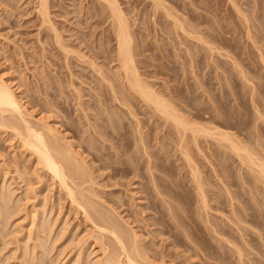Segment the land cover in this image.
<instances>
[{
	"label": "rangeland",
	"instance_id": "1",
	"mask_svg": "<svg viewBox=\"0 0 264 264\" xmlns=\"http://www.w3.org/2000/svg\"><path fill=\"white\" fill-rule=\"evenodd\" d=\"M92 1L49 0L50 19L44 20L38 12L39 0H0V79L17 93L25 116L34 126L58 128L55 130L64 138L62 141L72 142L74 149L86 158L85 164L91 173L83 185L75 188L76 192L80 193L82 189L81 194L85 193L81 197L84 199L90 195L91 202H100L101 207L106 206L110 210L112 206L116 208L118 215L121 213L120 216L136 229L138 243L151 258L154 256L152 259L157 260V264L161 260L168 264H264V234H260L264 233L263 182L256 179L249 166L241 164L228 143H220L209 134L206 137L202 134L198 137V145L188 131L187 137L192 139L190 143L186 137L189 143L185 148L190 147H187L188 151L179 147L178 130L168 124L165 126L159 116H153L149 107L142 106V101L138 102L139 98H132L127 91L126 94L132 96L129 100L123 91L127 102L116 101L105 78L108 74L111 79L114 76L118 79L115 72L119 65L115 50L117 40L111 27L107 29L109 20L105 21ZM119 1L130 17L136 41L134 47L138 43L135 52L139 53L135 58L144 78L151 77L152 80L148 81L152 85L156 83L154 88L163 94L171 88L169 91L174 97L170 96L177 101L167 92L165 94L188 117L198 115L194 119L201 121L202 125L210 124L206 126H219L218 129L235 132L244 145L255 149L258 157L263 154L260 157L264 159V117L258 116L260 111L259 115L264 113V61L261 60L264 58L259 54L264 50L259 51L260 58L257 54L260 47L264 49V0L255 3L254 0H241L244 5L237 1L241 8L248 9V14L251 11L249 17L244 10L247 19L243 18L245 23L249 18L251 23H256L251 28L248 22L250 32L252 30L255 36L243 29L240 17L244 11L240 15L227 0H164V3L173 2L169 4L178 11L174 12L176 15L179 11L186 14L190 10L186 16L181 13L188 21L193 20L188 24L185 18L187 25L195 30L200 25L198 29L204 31H199V34L207 33L200 37L187 28L194 38L197 35L204 38L207 45L218 41L215 47L209 44V47H214L213 51H207L205 45L207 52L203 42H197L199 37L193 39L184 31L182 33L185 34L176 32L179 27L174 28V22L160 7L154 11L152 0ZM257 2L262 7L256 5ZM213 5L218 6L215 8ZM169 8L172 9L171 6ZM167 18L173 24L165 20ZM169 24L170 29L167 27ZM54 29L59 32L57 35L62 38L63 42H60L65 49L56 42ZM247 33L252 40L248 39L250 35ZM189 48L193 52H187ZM226 52L230 53L229 57ZM188 53L190 56L193 54L192 57ZM242 67L245 68L241 71ZM116 78L113 81L119 87L121 84ZM253 96L255 101L252 102ZM260 100L262 104H259ZM128 104L134 106L131 108L138 114L136 119H140L139 125L143 129H139L143 133L137 128L139 121L132 117ZM204 113H208L207 116ZM6 115L16 117V114ZM15 133L12 128L0 124V191L4 185L6 190L3 192H9L10 205L17 209L8 221L0 217V264H98L102 259L104 264H108L103 258L106 254V243L103 242L108 241L107 234H102L101 240L98 236L101 231L86 219L83 209L71 201L69 193L61 188L57 179L46 170L42 174L35 170L34 160L23 152L21 140ZM143 148L149 151H143ZM185 150L192 154H189L192 159L194 157L192 161L195 160L194 165L197 162L198 171H202L200 176L203 175V187L211 207L208 221L191 175L192 167L183 155ZM149 162L153 166L152 171L147 168ZM78 178L72 179L79 181L81 177ZM226 190L233 193V202ZM233 204L237 214L233 212ZM114 210L111 211L114 213ZM117 213H114L115 217ZM41 220L47 221L48 232H40L43 231L39 226ZM241 233L245 236L242 237ZM39 243L44 247L47 245L46 253ZM238 247L242 250L243 262L239 258Z\"/></svg>",
	"mask_w": 264,
	"mask_h": 264
},
{
	"label": "bare ground",
	"instance_id": "2",
	"mask_svg": "<svg viewBox=\"0 0 264 264\" xmlns=\"http://www.w3.org/2000/svg\"><path fill=\"white\" fill-rule=\"evenodd\" d=\"M170 1V0H169ZM221 1V0H220ZM226 1V0H225ZM227 1H229V3L231 2L232 3V5L233 6H235L236 8H234L233 6H231L233 9H235V11L236 12H238L239 11V14H240V12H241V14L243 13V11L246 9V8H241V6L242 5H244V2L243 1H241V3L243 2V4L241 5L240 3H238L237 1L238 0H227ZM239 1V2H240ZM247 1V0H246ZM255 1H257V0H254L253 1V3H255ZM152 2H153V6H154V11H157V9L160 7L161 9H163V13H164V11H165V13L164 14H166V15H163V16H166V17H170V19L174 22V28L175 29H177L178 27V30L176 31V32H178L179 33V31L181 32V34H185V33H182V31H184V32H186V33H188L189 32V30L191 29L192 31H194V32H192V33H194V35H196V34H198L200 37H201V35L199 34V31H201V33H202V31H204V30H199L198 28L200 27V25H198L199 27H197V29H198V33L197 32H195L196 30L193 28V27H191L190 28V26L189 25H187V22H186V20H187V18L186 17H184V16H186V14L188 13V11H189V13H191L190 12V10H188L187 11V13L185 14V12H181V13H184L183 15L184 16H182V14L180 13V11H179V15L177 14H174V12L175 13H178V11L176 12V11H174V10H176L175 9V7L174 6H172V5H170L169 3H171V2H168L167 1V3L172 7V9L171 8H169L166 4L167 3H164V0L162 1V0H152ZM258 2H259V0H258ZM258 2L256 3V5H259L258 4ZM173 3V2H172ZM216 3V2H215ZM218 3V2H217ZM221 3V2H220ZM228 3V2H227ZM250 3H251V1L249 2V5H250ZM263 3V2H262ZM93 4H96V6H98V8H97V11L99 12V14H101V16L103 15V18L105 19V21H107V20H109V27L107 28V29H109L110 27H111V31L113 32V35H115V39L117 40V48L115 49L116 50V60L118 61V63L117 64H119L118 65V69L115 71L116 72V75H117V77H118V79L114 76V79H111V76L110 77H108L107 75H106V78L105 77H103V78H105V81H107V84L109 83V87H110V89L109 90H111L110 92H112V94L114 95V97H115V99H117L116 101H118V100H120L121 101V103H122V101H123V104H124V102L126 101H124V92H125V94L127 93V91L129 92V94H131L132 96H129L128 94H126V95H128L127 97H129V100H130V97H132V98H139L140 99V101H138V102H143V105L142 106H146V107H149L150 109H151V111L153 112V116H154V114H156L157 116H159V118L160 119H162V121L164 122V125L165 124H168V126H173L174 127V129L176 130H178L177 132L179 133H177L178 134V136H180V137H178V138H180V140H181V142L179 143V147H183L184 149H186V150H188L189 151V149L188 148H190V147H186L185 148V145L186 144H188L189 142L191 143L192 141H190V140H192V139H188V137L187 136H189L188 135V133L189 132H191V133H189L190 134V137H192L194 140H196V142H197V140H198V137H199V135H201L202 136V134L206 137L207 135L206 134H209V136H212V137H214L215 139H217L220 143L221 142H223V143H228V145H229V148L231 149V151L233 152H235V154H237L238 155V158H240V162H241V164H246L247 166H249L248 168L250 169V170H252V172H254V174H255V177H256V179H258L259 181L261 180L262 182H263V184H264V159L263 158H261L262 157V153H260V154H262V155H260L259 157L257 156L258 155V153H257V155H255V149L254 150H252V149H249V147L247 146V145H244V141H243V143L241 142V138L239 137V136H237V134L235 133V132H233L232 133V131H228V130H225V129H223V128H221V129H223V130H221V129H218V127H213V128H209V126L207 127L206 125H210V124H206V125H202V122L200 121V123L199 122H197V120H195L194 119V117L195 116H198V115H193L192 114V118L194 119H192V118H190V117H188L186 114H184L183 112H182V109L179 107V105H177L175 102L177 101V99L175 100V99H173V95L171 94V92L169 91V89H171V88H169V89H167L168 91H164V94H163V92H159L158 90V88L157 87H155L154 88V86L156 85V83H155V85L153 86L152 85V83H150L148 80H152L151 79V77H148V78H150V79H148L147 77V80L144 78L145 76H143V71H141V70H139V67H140V65L138 66V63H139V61H137L136 59L137 58H135V56H137V53H139V52H135V51H137V48L135 49V47H137V45H138V43H137V45L134 47V42H136L135 40H134V37H133V33H132V28H131V26H130V23H129V18H128V13L126 14V11H125V9H123L122 8V6H121V2L119 1V0H93L92 1V5ZM183 4H184V2H183ZM188 4V3H187ZM192 4H193V2H192ZM219 4V3H218ZM241 6H240V5ZM152 5V4H151ZM222 5V4H221ZM50 6V3H49V0H39V13L43 16V18H44V20H49L50 18H49V14H50V12H49V7ZM94 6V5H93ZM176 6V5H175ZM183 6V5H182ZM214 6V5H213ZM212 6V7H213ZM218 6V5H217ZM216 6V7H217ZM247 6V5H246ZM251 6V5H250ZM253 6V5H252ZM259 6H261L262 7V4L261 5H259ZM264 6V5H263ZM174 7V8H173ZM211 7V8H212ZM215 7V6H214ZM215 7V8H216ZM256 7V6H255ZM255 7H253V9L255 8ZM159 8V9H160ZM177 8V7H176ZM182 8V7H181ZM184 8H186V7H184ZM189 8V7H188ZM188 8H186V9H188ZM210 8V9H211ZM220 8V7H219ZM225 8H227V6H225ZM249 8V7H248ZM178 9H179V7H178ZM177 9V10H178ZM228 9H229V7H228ZM232 9V10H233ZM251 9V8H250ZM260 9V8H259ZM258 9V10H259ZM181 10H183V9H181ZM225 10V9H224ZM230 10V9H229ZM231 10V11H232ZM185 11V10H184ZM215 11H217V9L216 10H214V12ZM219 11V10H218ZM246 12L248 11V9L247 10H245ZM245 11H244V13L242 14V16L240 17V19H241V21H242V23H244V24H247L248 25V22L251 20V18H249L250 17V13H251V11H249V14H248V12H247V16H249L248 18H249V21L248 20H246V22L247 23H245L244 21H245V19H247V16L245 15ZM254 11V10H253ZM252 11V12H253ZM256 11V10H255ZM262 11V10H261ZM211 12H212V9H211ZM228 12H230V11H228ZM155 13V12H154ZM226 13V12H225ZM231 13V12H230ZM254 13V12H253ZM252 13V14H253ZM236 14V13H235ZM238 14V13H237ZM240 14V15H241ZM255 14V13H254ZM258 14V13H257ZM128 15V16H127ZM195 15V14H194ZM198 15V14H197ZM215 16H217L216 14H214ZM227 15V14H226ZM231 15V14H230ZM230 15H228V16H230ZM239 15V16H240ZM244 15V16H243ZM262 15V14H261ZM260 15V16H261ZM181 16V17H180ZM188 16V15H187ZM189 16H190V14H189ZM188 16V17H189ZM193 16V15H192ZM231 16H233V14L231 15ZM263 16V15H262ZM155 17H156V13H155ZM165 17V18H166ZM173 19H172V18ZM199 17V16H198ZM201 17V16H200ZM235 17V16H234ZM243 17H245V19L243 18ZM258 17V16H257ZM168 18L167 19H165V20H168ZM185 18H186V20H185ZM229 18V17H228ZM232 18V17H231ZM236 18V17H235ZM239 18V17H238ZM243 18V19H242ZM263 18V17H262ZM158 19V18H157ZM170 19L168 20V21H170ZM192 19V18H191ZM230 19V18H229ZM233 19V18H232ZM239 19V20H240ZM198 20V19H197ZM200 20V19H199ZM220 20V19H219ZM238 20V19H237ZM236 20V21H237ZM188 21V20H187ZM193 21V20H192ZM191 21V22H192ZM215 21H217V20H215ZM214 21V22H215ZM222 21V20H221ZM235 21V20H234ZM252 21V20H251ZM251 21H250V23H251ZM264 21V20H263ZM157 22V21H156ZM171 22V21H170ZM169 22V23H170ZM173 22H171L172 24H173ZM190 21H188V24H190L189 23ZM194 22H196L195 20H194ZM219 22V21H218ZM232 22V21H231ZM221 23V22H220ZM228 23H229V21H228ZM236 23V22H235ZM240 23V22H239ZM192 24V23H191ZM199 24H201V22L199 21ZM222 24H223V22H222ZM221 24V25H222ZM241 24V23H240ZM242 25L241 27L244 29V30H247L248 31V33H251V34H253L254 35V33H252L253 31L251 30V32H250V29L252 28V27H255V24L256 23H251V28L249 27V25L247 26V25ZM171 24H169L167 27L169 28V26H170ZM194 25H195V23H194ZM217 25V24H216ZM226 26L228 25V24H225ZM230 25H231V23H230ZM234 25V24H233ZM232 25V26H233ZM238 25V24H237ZM252 25H254V26H252ZM263 25H264V23H263ZM189 26V27H188ZM193 26V25H192ZM196 26V25H195ZM215 26V25H214ZM214 26L212 27V28H214ZM217 26H219V25H217ZM246 26H247V29H245L246 28ZM177 27V28H176ZM220 27V26H219ZM234 27V26H233ZM236 27V26H235ZM257 27V26H256ZM187 28H189V30H187ZM221 28V27H220ZM236 28H238V27H236ZM258 28V27H257ZM170 29V28H169ZM173 29V28H172ZM203 29V28H202ZM217 29V28H216ZM224 29V28H223ZM223 29H222V31H223ZM55 30V29H54ZM190 30V31H191ZM226 30V29H225ZM218 31H219V29H218ZM222 31H221V33H222ZM246 31V32H247ZM174 32H175V30H174ZM175 32V33H176ZM227 32H228V30H227ZM243 32V31H242ZM55 35H56V38H57V40H56V42H58V43H61L60 41H62V38L61 37H59L60 35H57L58 33L56 32V30H55ZM196 33V34H195ZM214 33V32H213ZM212 32H211V34H213ZM216 33V32H215ZM247 33V34H248ZM180 34V35H181ZM190 36H192L193 37V39H195V38H197V37H199L198 35L197 36H195V38H194V35L192 34L191 35V33H188ZM188 34H186V35H188ZM205 35H207V33H204ZM209 34V33H208ZM256 34V33H255ZM178 36H179V34H177ZM205 35H202L203 37L205 36ZM210 35V34H209ZM217 35V34H216ZM218 35H219V33H218ZM221 36H222V34H220ZM250 34H248V36H249ZM252 35V36H253ZM182 36V35H181ZM184 36V35H183ZM189 36V37H190ZM221 36H220V39H221ZM255 36V35H254ZM191 37V38H192ZM199 37V38H200ZM212 37V36H211ZM210 37V38H211ZM214 37H215V35H214ZM185 38V37H184ZM208 38H209V36H208ZM226 38V37H225ZM231 38V37H230ZM237 38V37H236ZM252 37H251V35H250V38L248 37V39H250V40H252L251 39ZM255 40H256V37H253ZM61 39V40H60ZM204 39V38H203ZM203 39H198L197 38V42H198V40L200 41V42H203ZM212 39H215V38H212ZM205 40H209V39H207V38H205ZM211 40V39H210ZM226 40V39H225ZM232 40H233V38H232ZM235 40V39H234ZM213 41V40H212ZM238 41V40H237ZM257 41V40H256ZM63 42V41H62ZM142 42V41H141ZM204 42H207L208 43V41H204ZM203 42V44L204 45H202V46H204V49H205V45H207V44H205ZM216 42H218L217 40H215L214 41V43L216 44ZM222 41H220V43H221ZM255 41H253V43H254ZM212 42H209V44H211ZM234 43V42H233ZM257 43V42H256ZM259 43V42H258ZM257 43V44H258ZM201 44V43H200ZM209 44L207 45V47H206V49H207V51L208 50H210V51H213V49H214V45L213 44H211V45H213L212 47H209ZM222 44V43H221ZM228 44V43H227ZM231 44V43H230ZM235 44H237V43H235ZM255 44V43H254ZM61 46H62V48L63 49H65L64 47H65V45H63L62 43L60 44ZM59 45V46H60ZM140 45V44H139ZM210 45V46H211ZM224 45V44H223ZM256 45V44H255ZM259 45H261L260 43H259ZM60 46V47H61ZM142 46V45H141ZM228 46V45H227ZM233 46V45H232ZM220 47V46H219ZM224 47V46H223ZM222 47V48H223ZM254 47H256V46H254ZM67 48V47H66ZM138 48H139V46H138ZM188 48V47H187ZM202 48V47H201ZM211 48V49H210ZM227 48V47H226ZM237 48H239V47H237ZM236 48V50H238ZM244 48V47H243ZM242 48V49H243ZM261 48V47H260ZM259 48V50H258V52H257V54L259 53V51L260 50H264V49H260ZM206 49H205V52H207L206 51ZM235 49V48H234ZM242 49H241V51H242ZM189 50H190V48L188 49V51L187 52H189ZM218 49L216 48V51H217ZM250 50V49H249ZM257 50V49H256ZM65 51V50H64ZM67 52H68V49L66 50ZM65 51V52H66ZM196 51H199V50H196ZM202 51V50H201ZM201 51H199L200 53H201ZM216 51H214V52H216ZM234 51V50H233ZM245 51V50H244ZM66 52V53H67ZM191 52H193V51H191L190 50V52L189 53H191ZM218 52V51H217ZM221 52V51H220ZM220 52H219V54H220ZM229 52L231 53L232 51L231 50H229ZM261 53H259V54H262L261 55V57L262 58H264L263 57V52L264 51H260ZM188 53V55L190 56V54ZM196 53V52H195ZM194 53V54H195ZM198 53V52H197ZM196 53V54H197ZM224 53V52H223ZM223 53H222V55H223ZM227 53V52H226ZM225 53V54H226ZM229 53V54H230ZM238 53V52H237ZM236 53V54H237ZM245 53V52H244ZM256 53V52H255ZM80 54V53H79ZM195 54V57L198 55L199 56V54H197L196 55ZM212 54V53H211ZM224 54V55H225ZM228 54V53H227ZM229 54H228V56L227 55H225V56H227V57H229ZM259 54H258V58H260V56H259ZM193 55V54H192ZM192 55L190 56V57H192ZM221 55V54H220ZM232 55V54H231ZM247 55V54H246ZM250 55V54H249ZM67 56H68V54H67ZM66 56V57H67ZM79 56V55H78ZM82 56V55H81ZM115 56V55H114ZM233 56V55H232ZM80 57V56H79ZM83 57V56H82ZM85 57V56H84ZM83 57V58H84ZM234 57V56H233ZM236 57V56H235ZM251 57V56H250ZM82 58V59H83ZM199 58H201V57H199ZM230 58H231V56H230ZM251 58H253V57H251ZM250 58V59H251ZM191 59V58H190ZM193 59H196L197 60V58H194L193 57ZM232 59V58H231ZM192 60V59H191ZM196 60H194L195 62H196ZM200 60V59H199ZM199 60H197V61H199ZM233 60H236V58L235 59H233ZM254 60V59H253ZM262 60V62L264 61L263 59H261ZM193 61V60H192ZM91 62V61H90ZM93 62V61H92ZM138 62V63H137ZM237 62L239 63V60L237 59ZM236 62V63H237ZM241 62V61H240ZM95 63V62H94ZM194 63V62H193ZM92 64V63H91ZM192 64V63H191ZM233 64H235V62L233 61ZM94 66V65H93ZM193 66V65H192ZM192 66H189L190 67V69H193V68H191ZM194 66H195V64H194ZM193 66V67H194ZM198 65H196V67H197ZM235 66H236V64H235ZM238 66H241V65H239L238 64ZM234 67V66H233ZM246 67V66H245ZM244 67V68H245ZM141 68V67H140ZM195 68V67H194ZM236 68H238L237 66H236ZM241 68V67H240ZM243 67H242V69H240L241 71L244 69ZM239 69V68H238ZM225 70V69H224ZM237 70V69H236ZM240 70H237V71H239L240 72ZM246 70V69H245ZM244 70V71H245ZM101 70H99V72H100ZM142 73H141V72ZM192 71V70H191ZM244 71H243V73L242 74H244ZM98 72V73H99ZM114 72V73H115ZM145 72V71H144ZM193 72H195V71H193ZM223 72V71H222ZM103 73V72H102ZM146 73V72H145ZM247 73V72H246ZM246 73H245V75H246ZM224 74V73H223ZM115 75V74H114ZM225 75V74H224ZM113 76V75H112ZM248 77V76H247ZM247 77H245V79H247L248 81L250 80V79H248ZM102 78V77H101ZM102 78V79H103ZM115 78L120 82V84H121V86H122V88H121V86L119 85V87L121 88V89H118L119 87L117 86V85H115ZM243 78H244V76H243ZM113 80H115V81H113ZM118 81H117V83H118ZM156 81V80H155ZM116 83V84H117ZM154 83V82H153ZM165 83V82H164ZM119 84V83H118ZM164 84H162V86H163ZM165 86H167L166 84H165ZM118 87V88H117ZM158 90H157V89ZM162 88H164V86L162 87ZM164 89H166V88H164ZM163 89V90H164ZM253 90H254V88H252ZM160 90H162V89H160ZM256 90V89H255ZM124 91V92H123ZM165 92H167V94H168V96L169 97H172V99L173 100H175V102L172 100V99H170V98H168L167 97V95L165 94ZM253 92V91H252ZM255 92V91H254ZM101 94V93H100ZM170 94L172 95V96H170ZM253 94H255V96H257L256 95V92L255 93H253ZM99 97V96H98ZM101 97H103V93L101 94ZM101 97H99L100 99L99 100H101ZM105 98H106V96H105ZM125 98H126V96H125ZM103 100V99H102ZM128 100V99H127ZM133 100V99H132ZM253 100H254V96H253V98H252V102H253ZM21 100H19V98H18V96H17V93H15V91L12 89V87L5 81V80H3V79H0V114L2 115V117H3V120H0V124L2 125H4L5 127H9V128H12V130H14L16 133V135H18L19 136V139L21 140V146H22V150H23V152L24 153H27V155H28V157H30V158H32L33 160H34V164H35V170L37 171V172H39L40 171V174H42L43 173V170H46V172H49V173H51L52 174V177L54 178H56L57 179V181L59 182V185L60 186H62L61 188H64L65 190H67V192L69 193V195H70V197H71V201L72 202H74L76 205H78L80 208H82L83 209V213L85 214V217H86V219H88V220H90L94 225H95V227L99 230V231H101V234H98V236H99V238L101 237V235L102 234H104V233H106L107 235L105 236L106 237V239L108 240V241H106V242H103L104 244L106 243V250H105V252H106V254H105V257H103L104 258V261H105V263H108V264H151L152 262L155 264L156 262L157 263H159L157 260L156 261H154V259H152L151 258V256L149 255V254H147V251L145 252L144 250H143V246L142 245H140L139 243H138V237H137V232L135 231L136 229H134V227H132L131 225V223L130 222H128V221H126V219H124V217L123 216H120L121 215V213H120V215H118V213H117V211H116V208H114L113 206L112 207H110L108 204H109V201H108V204H107V206L108 207H110V208H112L115 212L114 213H117L116 215H118V216H120L119 217V219L117 218L118 216H116L115 217V215H114V213H113V211H111L109 208H107L105 205V207H101L100 206V202L98 203V202H96V203H93L95 200H93L92 202H91V198H89L90 197V195H89V197L88 198H85L84 199V193L83 194H81V190L82 189H80V193H78V192H76V187H80L81 185H83V183L84 182H86L89 178H87V175H89L90 173L88 172V170L90 171V167L88 168V164L86 163L85 164V157H82L81 155H80V152L79 151H76V149H74V147L72 146V142H70V141H62L64 138H61L60 136L61 135H58V133H60L59 131H57V130H55V129H58V128H52V126L50 125H47L45 128H43L42 126V128H37L38 126H34L33 125V123H31L28 119H27V117L25 116L26 114L24 113V111H23V106H22V102H20ZM104 101V100H103ZM255 101V100H254ZM257 101V100H256ZM97 102H100V101H97ZM102 102V101H101ZM127 102V101H126ZM125 102V103H126ZM179 102V101H178ZM258 102V101H257ZM256 102V103H257ZM103 103H105V101L103 102ZM103 103H100L101 105L103 104ZM180 103V102H179ZM196 103V102H195ZM256 103H254V104H256ZM262 104V102H261V100H260V102H259V104ZM100 104H98L99 106H101ZM181 104H183V103H181ZM122 105V104H121ZM129 106H128V109H129V112L132 114V117L134 116L135 118V120L138 122H136L137 123V125H138V129L139 128H141V129H143L142 127H140V126H142V125H139V123H140V119H136V118H138V114H136L134 111H133V109L131 108V107H134V106H130L131 104H128ZM136 105V104H135ZM140 105H141V103H140ZM104 106V105H103ZM137 106V105H136ZM181 106V105H180ZM256 106H257V104H256ZM256 106H254L255 108H257L256 110L259 112L260 110L258 109V106L256 107ZM263 106V105H262ZM96 107H98V106H96ZM184 107V106H183ZM182 107V108H183ZM94 108V107H93ZM100 108V107H99ZM186 108V107H185ZM200 108V107H199ZM96 109V108H95ZM106 109V108H105ZM135 109V108H134ZM192 109H194V108H192ZM192 109H191V111H192ZM204 110H206V109H204ZM204 110H203V112H204ZM255 110V111H256ZM184 111V110H183ZM186 111H188V110H186ZM185 111V112H186ZM198 111V110H197ZM207 111H209V110H207ZM256 111V113H258ZM128 112V111H127ZM196 112V111H195ZM194 112V113H195ZM210 112V111H209ZM6 113H10V114H16V115H14V116H16L15 118H16V120H15V118H11V117H8L7 115L5 116V114ZM188 113H189V111H188ZM187 113V114H188ZM260 114H261V111L259 112ZM259 113H258V116H262V117H260V118H263L264 117V113L262 114V115H259ZM205 115L206 114H208V113H204ZM1 115H0V118L2 119V117H1ZM152 115V114H151ZM18 116V117H17ZM207 116V115H206ZM17 118H19V119H17ZM153 118V117H152ZM200 118V117H199ZM264 119V118H263ZM136 123H135V125H136ZM142 123V122H141ZM46 124V123H45ZM44 124V125H45ZM43 125V126H44ZM99 126H101V125H99ZM98 126V127H99ZM165 126H167V125H165ZM164 126V127H165ZM213 126V125H212ZM217 126V125H216ZM136 127V126H135ZM173 127H171V128H173ZM99 128H101V127H99ZM105 128V127H104ZM137 128H135V130L137 129ZM220 128V127H219ZM42 129V130H41ZM44 129H46V130H44ZM103 129V127L101 128V130ZM44 130V131H43ZM106 130V129H105ZM137 131V130H136ZM139 131H140V129H139ZM139 131H138V133H139ZM142 131V130H141ZM140 131V132H141ZM189 131V132H188ZM100 132H103V131H100ZM188 132V133H187ZM141 133H143V132H141ZM141 133L140 134H138V135H141ZM104 134V133H103ZM102 134V135H103ZM144 135H146V134H144ZM200 136V138H202ZM203 136V137H204ZM63 137H66V136H63ZM111 136H109V138H110ZM139 137V136H138ZM144 137V136H143ZM186 137H187V139H188V143H187V140H186ZM112 138V137H111ZM142 138V137H141ZM240 138V139H239ZM145 139H146V137H145ZM65 140H69V139H65ZM140 140V139H139ZM141 140H143V138L141 139ZM179 140V139H178ZM186 141V143H185V141ZM182 141H183V144H184V146H183V144H181L182 143ZM139 143H140V141H138ZM195 142V143H196ZM218 142V143H219ZM145 143V142H144ZM143 143V144H144ZM193 143H194V141H193ZM192 143V144H193ZM198 143V142H197ZM200 143V142H199ZM198 143V145H200ZM222 143V144H223ZM246 143V142H245ZM147 144V143H146ZM180 144H181V146H180ZM74 145V144H73ZM145 145V144H144ZM143 145V146H144ZM225 145V144H224ZM196 146H197V144H196ZM226 147H227V145H225ZM147 147V146H146ZM251 147V146H250ZM145 148V147H144ZM144 148H143V151H149V150H144ZM197 148V147H196ZM146 149H148V147L146 148ZM184 149H182V152L181 153H183V151H184ZM199 150H200V148H198ZM185 150V152H184V158L186 159V161H188V163H189V166H191L192 167V169H191V175L193 176V179H194V181L196 182H194V184H195V186H196V184H197V190H198V195H200L201 197V203L203 202V204H202V207L204 208V211H205V216H206V220L208 221V220H210V219H208L209 217H211V214H209V209H211V207L209 208V203H208V201H207V196L208 195H206V192H205V190H204V188L205 187H203V180H202V177H203V175H202V177L200 176L201 174L200 173H202V171L201 170H199L198 171V168H196L197 166H198V164H197V162L195 163V165H194V161H192L193 159H194V157H193V159H192V157L189 155V154H191L192 153V149H190V152L191 153H189L188 151H186ZM254 151V152H253ZM146 153V152H145ZM148 153H150V152H148ZM83 155V154H82ZM151 155V154H150ZM192 155V154H191ZM147 156H148V154H147ZM151 157V156H150ZM149 157V158H150ZM150 161V160H149ZM243 162V163H242ZM192 163H193V165H192ZM194 166V167H193ZM108 167V166H107ZM147 168H148V170H151L152 168H153V166H151V164H150V162H149V164L147 165ZM201 169V168H200ZM152 171V170H151ZM201 171V172H200ZM35 172V171H34ZM42 172V173H41ZM45 173V172H44ZM20 174H22L21 172H20ZM37 174H39V173H37ZM90 176V175H89ZM88 176V177H89ZM77 178V177H81V179L79 180V181H75L74 179H72V178ZM54 178V179H55ZM78 178V179H79ZM87 178V179H86ZM72 179V180H71ZM71 180V181H70ZM205 181V180H204ZM260 181V182H261ZM57 182V183H58ZM6 186V185H5ZM204 186H205V184H204ZM2 187V191H0L1 192V194H0V217L1 218H4L6 221H8V219L13 215V213L17 210L16 209V207L14 206V205H10V199H9V192L8 191H4L3 192V187H4V185H2L1 186ZM195 187V188H196ZM6 188V187H5ZM1 190V189H0ZM4 190H6V189H4ZM226 191H228L227 193L230 195V200H232V202H233V198H235L234 196H233V193L230 191V190H226ZM8 192V193H7ZM80 195V197L78 196V194ZM87 194V193H86ZM89 194V193H88ZM81 195H83L82 197H81ZM228 195V196H229ZM86 197V196H85ZM90 199V200H89ZM230 203H231V201H230ZM99 204V206H97ZM102 205V204H101ZM111 205V204H110ZM232 207V209H234L233 210V212H235V207H234V204L231 206ZM234 207V208H233ZM106 209V210H105ZM236 213V212H235ZM178 214V213H177ZM237 214V213H236ZM203 216H204V214H202ZM202 216V217H203ZM240 217H241V215H239ZM239 216H237V217H239ZM239 217V219H241V218H243V219H245L244 217H243V215H242V217L240 218ZM246 217V216H245ZM204 218V217H203ZM247 218V217H246ZM238 219V218H237ZM243 219H241V220H243ZM246 220V219H245ZM249 220V219H248ZM3 222V221H2ZM47 221H45V220H41L40 221V227H41V230L43 229V231H40V232H44V231H46V232H48V227H47V223H46ZM238 223H239V221H238ZM240 223H241V221H240ZM242 223H243V221H242ZM246 224V223H245ZM248 224V223H247ZM259 225V224H258ZM49 226V225H48ZM127 226V227H126ZM239 226V225H238ZM216 226L214 225V227L213 228H215ZM246 227V226H245ZM240 228H241V226H240ZM262 228V227H261ZM2 229V228H1ZM239 229V228H238ZM98 231V232H99ZM214 231V230H213ZM240 231H241V229H240ZM216 232V231H215ZM100 233V232H99ZM42 234V233H41ZM242 235V237L243 236H245V235H243V233H241ZM260 234H264V233H262V232H260ZM46 235H48V234H46ZM98 236H96V237H98ZM39 237H41V236H39ZM44 237V236H43ZM42 237V238H43ZM46 237V236H45ZM102 237H104V235H102ZM100 238L101 240L103 239V238ZM263 237H264V235H263ZM262 236H261V238H263ZM140 238V237H139ZM99 240V239H98ZM45 243V242H44ZM102 243V244H103ZM39 244H42V247L44 248L42 251H44L45 249H46V246L44 247V244L43 243H39ZM138 244L140 245V246H138ZM39 246H41V245H39ZM142 247V248H141ZM145 249V248H144ZM238 254H240L239 256V258L241 259V261L243 262L244 260L242 259V257H243V253H241L242 252V250L238 247ZM241 250V251H240ZM27 252V251H26ZM24 253H25V251H24ZM44 253H46V250H45V252ZM25 256H26V254H24ZM30 260V259H29ZM103 260V259H102ZM102 260H100V262H99V260H98V264H104L103 263V261ZM30 262V261H29ZM149 262V263H148ZM161 262H162V264H166L167 262H165L164 260H161L160 261V264H161ZM156 263V264H157ZM168 264V263H167ZM171 264V263H170Z\"/></svg>",
	"mask_w": 264,
	"mask_h": 264
}]
</instances>
